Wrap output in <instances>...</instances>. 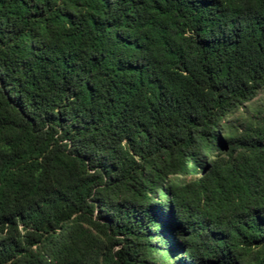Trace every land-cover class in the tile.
I'll return each instance as SVG.
<instances>
[{"label":"trees","instance_id":"1","mask_svg":"<svg viewBox=\"0 0 264 264\" xmlns=\"http://www.w3.org/2000/svg\"><path fill=\"white\" fill-rule=\"evenodd\" d=\"M0 264H264V0H0Z\"/></svg>","mask_w":264,"mask_h":264}]
</instances>
